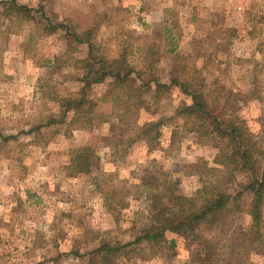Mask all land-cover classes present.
Here are the masks:
<instances>
[{
    "label": "clouds",
    "instance_id": "9594fccd",
    "mask_svg": "<svg viewBox=\"0 0 264 264\" xmlns=\"http://www.w3.org/2000/svg\"><path fill=\"white\" fill-rule=\"evenodd\" d=\"M0 264H264V0H0Z\"/></svg>",
    "mask_w": 264,
    "mask_h": 264
}]
</instances>
